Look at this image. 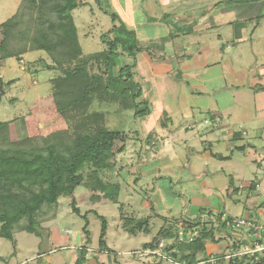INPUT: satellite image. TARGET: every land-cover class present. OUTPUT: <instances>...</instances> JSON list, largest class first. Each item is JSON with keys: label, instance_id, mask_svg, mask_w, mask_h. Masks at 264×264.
I'll return each instance as SVG.
<instances>
[{"label": "rangeland", "instance_id": "obj_1", "mask_svg": "<svg viewBox=\"0 0 264 264\" xmlns=\"http://www.w3.org/2000/svg\"><path fill=\"white\" fill-rule=\"evenodd\" d=\"M19 1L0 0V23L14 14ZM84 2L73 15L86 54L103 49L100 35L111 26V20L94 0ZM216 2L111 0L128 27L136 31L142 46L160 44L163 37L168 38L173 26L161 19L164 16L177 25L193 20L199 24L193 27L196 33L169 38L158 53L163 58L153 64H166L168 70H153L146 53L139 55L136 80L141 82L142 97H147L154 109L138 120L143 143L128 141L124 151L116 153L113 167L101 173L104 180L121 185L118 203L100 195L92 199L97 193L83 184L77 186L72 195L59 198L56 217L37 226L39 234L15 231L13 240L0 237V264H40L42 258L38 256L43 251H49L51 264H64V254L72 250L60 246L84 244L85 225L89 231L86 245L94 250L88 258L95 256L103 264H169L140 253L143 244L165 223H182V217L196 219L217 226L220 236L228 228L218 222L223 212L237 219L259 216L257 206L251 204H264V91L256 92L253 86L264 82V18L254 19L259 4L234 6L230 15L237 20L249 8L244 15H253L252 20H243L246 37L239 40L235 24L210 28L208 16L223 8ZM259 11L264 13V3ZM150 16L156 20H150ZM40 56L48 60L43 52L32 51L21 61H0V91L4 93L0 121H13V139L26 134L46 135L65 128L69 121L55 110L50 79L56 73L36 63ZM33 61V67H39L37 71L30 68ZM137 89L134 80L120 83L126 105L112 100L99 106L105 109L107 127L133 128L132 95ZM236 131L243 136L233 140ZM241 145L243 149L235 147ZM251 183L259 184V193L249 201L246 196ZM229 185L241 186V192H228ZM73 199L78 213L72 210ZM95 211L106 220L107 252L99 250L102 222ZM121 213L135 219L148 218L150 231L129 234L122 228ZM54 228L59 241L54 240ZM225 243H219L213 251L221 252ZM211 247L206 244V251Z\"/></svg>", "mask_w": 264, "mask_h": 264}, {"label": "trees", "instance_id": "obj_2", "mask_svg": "<svg viewBox=\"0 0 264 264\" xmlns=\"http://www.w3.org/2000/svg\"><path fill=\"white\" fill-rule=\"evenodd\" d=\"M261 1L264 0H217L216 5L234 7ZM94 2L101 12L110 17L111 26L100 35L103 49L93 53L83 52L73 15L75 9L86 4L84 0H20L14 14L0 23V61L7 58L21 61L23 55L28 52H43L49 62L40 56L36 63L43 69L55 71L56 75L50 79L55 110L61 116L69 117L68 124L63 129L54 130L46 135L26 134L15 139L11 137L13 121H0L2 238L13 240L15 231L39 234L37 226L56 217L59 198L63 194L72 195L75 188L81 184L97 193L92 199L97 200L101 196L118 203L121 185L104 180L101 173L113 167L116 153L123 152L128 141L137 140L143 143L138 120L150 115L154 109L148 98L142 97L141 82L136 80L139 55L146 53L152 62L162 59L158 53L164 49L169 38L178 33H194L193 27L198 22L193 20L182 26L164 16L161 19L173 26L168 38L163 37L160 44L151 42L142 46L136 31L128 27L112 7L111 0ZM148 18L156 20L155 17ZM262 18L264 13L254 16L258 21ZM245 20L249 21L252 18L248 17ZM34 65L33 61L29 67L37 71L39 67L36 69ZM129 80L136 81L138 86L136 93L132 95L134 110L130 124L133 128L111 129L105 124V109H99V106L109 104L112 100L118 101L122 106L126 105L119 84ZM10 81L12 83V80ZM254 85L256 92L264 91V82ZM3 96V91H0V101ZM95 104L98 107L94 109ZM239 138L240 133L236 131L232 139ZM235 147L243 149L244 145ZM257 184H249V190L255 189ZM233 188L232 193L237 192V187ZM71 206L72 210L78 213L74 199ZM119 208L121 209L122 205ZM95 213L99 216L96 211ZM99 217L102 225L98 242L102 253L108 251L104 239L107 226L105 218ZM232 218L228 215V220L223 222L220 215L218 222L228 227ZM121 221L122 228L129 234L150 231L148 218L135 219L121 213ZM182 222L190 227H199V233L191 242L173 245L175 250L169 255L174 261L194 263L216 256L215 264H264V255L260 253L257 254V258L249 255L225 258V254L248 242L244 237L235 238L229 228L225 227L224 229H227L224 234L219 236L217 226H208L186 217H182ZM175 226L165 223L150 241L143 244V249L154 248L159 239L173 238ZM84 234L86 241L77 247L74 264L87 263L89 253L86 245L89 242L87 225L84 227ZM223 241L226 243L222 246L221 252L212 255L206 251V244L218 246ZM171 248L172 246L167 250Z\"/></svg>", "mask_w": 264, "mask_h": 264}, {"label": "built area", "instance_id": "obj_3", "mask_svg": "<svg viewBox=\"0 0 264 264\" xmlns=\"http://www.w3.org/2000/svg\"><path fill=\"white\" fill-rule=\"evenodd\" d=\"M264 161H262L263 163ZM258 184L256 188H258ZM241 188V186H240ZM254 218V219H253ZM248 218H232L228 223V228L230 232L237 239L244 237L248 240L247 243L242 244L239 248L232 250L231 252L225 254V258L233 256H243L249 255L258 257V253L264 255V219H257L255 217ZM221 220L226 222L228 220V214L223 212L221 214ZM175 236L171 239H159L155 244L154 248H145L140 251L141 255L151 256L157 258L159 262H168L169 264H215L217 257L211 256L206 260H199L194 263H185L177 262L172 259L169 255L170 252H173L175 248L173 247L176 243L181 242H191L199 233L197 227H190L189 225L178 223L175 226ZM172 246L170 250H167L168 247ZM93 251L89 249L88 256L90 252ZM136 253V252H133Z\"/></svg>", "mask_w": 264, "mask_h": 264}, {"label": "crops", "instance_id": "obj_4", "mask_svg": "<svg viewBox=\"0 0 264 264\" xmlns=\"http://www.w3.org/2000/svg\"><path fill=\"white\" fill-rule=\"evenodd\" d=\"M181 1H183V0H181ZM183 2H189V1H183ZM264 3V1H261V2H255V3H252V4H248V7L249 6H251V5H254V4H259L260 6L262 5ZM237 7H239V6H242L243 7V5H236ZM259 6V7H260ZM259 7H256L255 9H256V13H254L253 15L254 16H256V15H258V14H261V12L259 11L258 12V8ZM234 7H223L220 11H217V13L216 14H214L213 15V17L212 16H208V18L209 19H211V23H210V28H213V27H216V26H221L222 24H225V23H232V24H235L236 25V27H237V30L239 31V36H238V38H239V40H243V39H245V37H246V35H245V32H244V24H243V20H245L246 18H248V17H251V16H253V15H248V14H245L244 15V13L245 12H247L249 9H246V11L245 10H243V12L242 13H240V20H237L236 18H234V17H232V15H230V13H233L234 12V9H233ZM217 10V9H216ZM233 11V12H232ZM227 14L228 15H230V18H228V17H226L227 16ZM217 17V20H215V18L214 17ZM199 24V22H197V24L196 25H198ZM194 30V29H193ZM241 31H242V33L244 34H242L241 35ZM198 32V31H197ZM194 33H196V31L194 30ZM236 36V37H237ZM243 36V37H242ZM218 37L220 38L221 37V35L220 34H218ZM27 54V53H26ZM26 54L25 55H23V57H22V59L26 56ZM21 59V60H22ZM150 60V59H149ZM2 62V61H1ZM150 65H151V67H152V69L153 70H168V66L166 65V64H162V63H160V65H158V66H156V65H154L153 64V62L150 60ZM146 82H148V81H146ZM27 118V117H26ZM26 118H24V121H25V119ZM40 125H42V124H40ZM242 136H243V133H242V135H240V138H242ZM239 138V139H240ZM263 161V160H262ZM262 164V163H261ZM259 185V184H258ZM230 187L227 189V191L228 192H232V189H234L233 187H235L234 185H229ZM233 186V187H232ZM236 188V187H235ZM239 192H241V188H239V187H237V193H239ZM259 193V191H258V188H255V189H253V190H249V185H248V194H247V200H251V199H256V195ZM251 205H254V206H257V208H258V217L256 216H254L255 218H257V219H262V215H264V210L262 209L263 208V206H264V204L263 203H260V204H258V205H256V203H252ZM247 212H250V211H247ZM230 215V214H229ZM263 220V219H262ZM51 231H49L48 233H50ZM51 234V233H50ZM65 234H66V232H65ZM58 236H59V234H58V231L56 232V230H55V228L53 229V237H54V240L55 241H59L60 239L58 238ZM237 238V237H236ZM210 244V247H211V249L210 250H208V253L210 254V253H212V254H214L215 253V251L217 250V249H215L216 248V244H211V243H208L207 245H209ZM80 246V245H79ZM79 246H76V245H61L60 247H66L65 249H70V250H72V251H67L65 254H64V256H65V263L64 264H66V262L68 263V264H74V262H75V260H76V258H77V247H79ZM213 250H215V251H213ZM213 251V252H212ZM48 253H49V251H43L41 254H39V256H38V258L39 257H41L42 258V262L40 263V264H51V261H52V257L50 256V255H48Z\"/></svg>", "mask_w": 264, "mask_h": 264}, {"label": "water", "instance_id": "obj_5", "mask_svg": "<svg viewBox=\"0 0 264 264\" xmlns=\"http://www.w3.org/2000/svg\"><path fill=\"white\" fill-rule=\"evenodd\" d=\"M86 264H100L95 257H89Z\"/></svg>", "mask_w": 264, "mask_h": 264}]
</instances>
